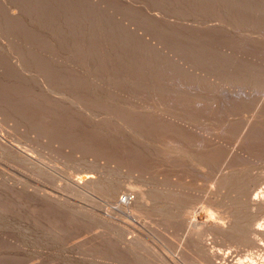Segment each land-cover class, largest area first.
Masks as SVG:
<instances>
[{"label": "rangeland", "instance_id": "374dc122", "mask_svg": "<svg viewBox=\"0 0 264 264\" xmlns=\"http://www.w3.org/2000/svg\"><path fill=\"white\" fill-rule=\"evenodd\" d=\"M263 73L264 0H0V264H201L200 209L218 260L264 263L235 226L264 187Z\"/></svg>", "mask_w": 264, "mask_h": 264}, {"label": "bare ground", "instance_id": "6f19581e", "mask_svg": "<svg viewBox=\"0 0 264 264\" xmlns=\"http://www.w3.org/2000/svg\"><path fill=\"white\" fill-rule=\"evenodd\" d=\"M215 27H217V26H215ZM262 40H263V38H262ZM264 74V73H263ZM252 89V88H251ZM263 100H264V98H263ZM170 118V117H169ZM173 127H176V126H173ZM168 128V127H167ZM174 129H176V128H174ZM168 131H170V130H168ZM174 132V131H173ZM173 134V133H172ZM172 138V137H171ZM169 139V138H168ZM175 139V138H174ZM173 140V139H172ZM174 144H175V142H174ZM178 144V143H177ZM167 145V144H166ZM170 145H171V143H170ZM179 147V146H178ZM14 148H16V147H14ZM169 148H171V146L169 147ZM166 149V148H165ZM175 149V148H174ZM174 149H172L173 151H174ZM177 149V148H176ZM178 150V152H181V151H179V149H177ZM177 150H175V151H177ZM180 150H181V148H180ZM184 150V149H183ZM172 151V152H173ZM174 151V152H175ZM169 152H171L170 151V149H169ZM168 152V153H169ZM173 152V153H174ZM24 153V152H23ZM177 154V153H176ZM25 155V154H24ZM23 155V156H24ZM168 155V154H167ZM179 155V154H178ZM22 156V155H21ZM170 156H172L171 158L172 159H174L173 158V155L171 154ZM170 156H169V158H170ZM180 156V155H179ZM170 158V159H171ZM176 158V157H175ZM166 159V158H165ZM168 159V158H167ZM179 159V158H178ZM169 161V160H168ZM173 161V160H172ZM174 163H175V160L173 161ZM179 162H180V159H179ZM184 162V161H183ZM166 163H167V161H166ZM171 163V162H170ZM168 164L169 166H171V164ZM181 163H182V160H181ZM181 163H179V165L181 164ZM185 163V162H184ZM183 165V164H182ZM182 165H180V166H182ZM188 165V164H187ZM167 166V165H166ZM174 166H176V165H174ZM177 167V166H176ZM175 167V168H176ZM167 168H168V166H167ZM188 168V167H187ZM172 169H174L173 167L171 168V170ZM177 169V168H176ZM176 169H174L173 171H175ZM179 169H181V167H179ZM179 169H177V170H179ZM183 169H184V166H183ZM222 169H224V168H222ZM171 170H168L169 172H173V171H171ZM182 170V169H181ZM193 170V169H192ZM180 171V170H179ZM178 171V172H179ZM189 171V170H188ZM168 172V173H169ZM177 172V171H176ZM191 173H192V171H190ZM221 172H222V170H221ZM175 173V172H174ZM252 173V172H251ZM254 173V172H253ZM173 174V173H172ZM171 174V175H172ZM177 174V173H176ZM176 174H173L172 176H175ZM178 174H180V173H178ZM177 174V175H178ZM189 174V173H188ZM220 174V173H219ZM249 174V173H248ZM192 175V174H191ZM195 175V174H194ZM214 175V174H213ZM230 175H228V174H225V172H223V174H221L220 176H219V179H220V177H222V180L223 179H225V178H227V177H229ZM250 176V175H249ZM176 177V176H175ZM178 177H179V175H178ZM178 177H177V179H178ZM258 177V176H257ZM89 178V177H88ZM196 178V177H195ZM211 178V177H210ZM230 178V177H229ZM254 178H255V176H254ZM189 179V178H188ZM80 180V179H79ZM173 180H175V178L173 179ZM192 180V179H191ZM206 180V179H205ZM205 180H203V181H205ZM230 180V179H229ZM240 180H243V178L242 179H240ZM239 180V182L241 183V184H243L242 183V181H240ZM262 180V179H261ZM260 180V181H261ZM175 181H177V180H175ZM174 181V183L173 184H175L176 182ZM179 181V180H178ZM181 181V180H180ZM193 181V180H192ZM207 181V180H206ZM210 181V180H209ZM218 181V180H217ZM238 181V180H237ZM236 181V182H237ZM245 181V180H244ZM263 181V180H262ZM75 182V181H74ZM83 182V181H82ZM173 182V181H172ZM238 182V183H239ZM253 181H251V183H252ZM215 182H213V184L212 185H215L214 184ZM238 183H236V184H238ZM239 183V185H241ZM259 183V182H258ZM258 183H256V181L254 182V184H253V186L251 187V189L247 192V190H245L243 187H245V185H243V186H240V187H238L239 185H237V187L238 188H240L241 189V191H242V193L244 192H247V195H246V206L244 207V208H248L249 210H250V213L248 214V215H246V217H241V215H245L244 213H242V211L240 212V214L241 215H239V214H237V215H239V217L240 218H238V216L236 215V217H237V219H236V221H235V226H236V229L238 230L237 232H239L241 235H243V236H247L248 238H250V240L252 239L253 241H263V239H264V225H262V224H259L258 222H257V220L258 219H256L255 218V215L254 214H257V212H260L261 210H264V187L262 186V185H258ZM261 183V182H260ZM259 183V184H260ZM192 184V183H191ZM204 184V183H203ZM218 184V183H217ZM234 184H235V182H234ZM234 184L232 185V187H233V191H234V187L236 186H234ZM247 184V183H246ZM75 185H77V186H80L81 185V181H77L76 180V182H75ZM133 185V184H132ZM195 185V184H194ZM212 185H211V187H212ZM251 185V184H250ZM81 186H83V185H81ZM127 186V185H126ZM125 186V187H126ZM175 186H176V184H175ZM179 186H182V185H178V187ZM204 186V185H203ZM216 187L218 186V185H215ZM257 186H259V190H258V187ZM132 187V186H131ZM138 187V186H137ZM137 187H135V188H137ZM167 187V186H166ZM169 187V186H168ZM215 187V188H216ZM152 188V187H151ZM172 188H173V186H172ZM182 188V187H181ZM181 188H180V191H182V193H183V191L185 190H181ZM184 188V187H183ZM182 188V189H183ZM187 188V187H186ZM212 188H214V187H212ZM238 188H236V190L238 189ZM128 189V188H127ZM153 189V188H152ZM240 189H238L237 190V193H238V191L239 192H241L240 191ZM137 190V189H136ZM135 190V191H136ZM142 190V189H141ZM173 190V189H172ZM178 190H179V188H178ZM188 190V189H187ZM191 190V189H190ZM188 191V192H191V191ZM208 190V189H207ZM218 190H221V189H218ZM227 190V189H226ZM225 189H224V191H226ZM130 191V190H129ZM132 191V190H131ZM140 191V190H139ZM161 191H163V190H161ZM170 191V190H169ZM198 191V190H197ZM206 191V190H205ZM211 191H213L214 193H215V191L216 190H210L209 192H211ZM223 191V190H222ZM221 191V192H222ZM232 191V188H231V191L230 192H225L224 194H226V193H231V192H233ZM138 192V191H137ZM142 192H143V190H142ZM199 192H201V191H199ZM204 192V191H203ZM208 192V193H209ZM141 193V192H140ZM154 193V192H153ZM157 193V192H156ZM165 193H166V191H165ZM172 193H174V192H172ZM184 193H186L187 194V196L189 195V196H191L190 194H188L187 193V191L186 192H184ZM184 193H183V195H184ZM206 193V192H205ZM234 193H236V192H234ZM233 193V194H234ZM119 194H121V193H119ZM128 194V193H127ZM138 194V193H137ZM152 194V193H151ZM170 194V193H169ZM197 194V193H196ZM210 194V195H209ZM209 194H207V195H209V197L211 196V193H209ZM219 194V193H218ZM218 194H217V192H216V194L215 195H217L216 196V200H217V197H218ZM221 194H223V192L221 193ZM224 194H223V196H224ZM227 194V197L229 196V197H231L232 198V200H231V198H228V199H230L231 201H230V203H233V194L231 193V194H229L228 195ZM239 194H241V193H238V196H240ZM163 195V194H162ZM166 195H168V194H166ZM178 197L180 198V196H181V194H179L178 193ZM231 195V196H230ZM234 195H237V194H234ZM243 194H241V196H242ZM245 195V194H244ZM115 198H116V196H119L118 194H116L115 193ZM160 196V195H159ZM158 196V197H159ZM175 196V195H174ZM172 197L171 196V198H175V197ZM194 196V195H193ZM197 195H195V197H196ZM219 196H220V194H219ZM240 196V197H241ZM138 197V196H137ZM136 197V198H137ZM162 197V196H161ZM170 197V196H169ZM176 197H177V194H176ZM182 197V196H181ZM184 197V196H183ZM222 197V196H221ZM225 197V196H224ZM226 197V198H227ZM118 198V197H117ZM157 198V197H156ZM165 198H167V196L166 197H164V199ZM171 198H170V200H171ZM187 198V197H186ZM204 198V197H203ZM226 198H223V199H226ZM238 198V197H237ZM237 198H236V200H237ZM242 198V197H241ZM241 198L239 199L238 198V200H237V203H236V201H235V203H236V205H238V203L240 202V200H241ZM139 199V198H138ZM142 199V198H141ZM140 199V200H141ZM182 199V198H181ZM194 199V198H193ZM200 199V198H199ZM211 199H213L212 197H211ZM215 199L213 200L214 202H215ZM220 199V198H219ZM223 199H220V201L219 202H221V200H223ZM243 200H244V196H243V198H242ZM135 200H137V199H135V197H133V196H131L130 194L128 195V196H126L124 199L123 198H118L117 199V202L115 203L116 204V206L114 207L115 209H116V214H117V217L119 218V220H120V222H121V224H122V222L123 223H127V224H129L131 227H133V228H135V231L133 230V234H132V236L133 237H131V238H129V239H127L126 240V244L129 246V245H136V243H137V245L138 244H140V243H144L145 242V237H144V233H143V231H141V229L139 228V226H142V227H144L143 226V224L141 223V216L139 217L133 210H127L126 208H127V206L129 205V204H134L135 203ZM182 200H184V199H182ZM188 200V199H187ZM192 200V199H191ZM203 200V199H202ZM210 200V199H209ZM235 200V199H234ZM176 201H177V198H176ZM186 201V200H185ZM197 201V200H196ZM204 201V200H203ZM239 201V202H238ZM242 201V200H241ZM245 201V200H244ZM178 202V201H177ZM180 203H181V200L179 201ZM188 202V201H187ZM199 202V201H198ZM200 202H201V200H200ZM209 202V201H208ZM206 203V204H209V203ZM211 202H212V200H211ZM223 202H224V200H223ZM222 202V203H223ZM226 202H227V200H226ZM184 203V202H183ZM225 203V202H224ZM223 203V205H225ZM234 203V204H235ZM242 204H243V202H241ZM171 204H172V202H171ZM174 204H176V203H174ZM200 204V203H199ZM213 204V203H212ZM215 204H216V202H215ZM217 206H219L220 205V203H218V200H217ZM229 204V203H228ZM227 204V205H228ZM234 204L232 205V207L234 206ZM240 204V203H239ZM241 204V205H242ZM183 205V204H182ZM182 205H180V207L181 208H177L178 209V211H179V209H180V211L183 209V208H185V207H183ZM188 205V204H187ZM201 205V204H200ZM210 205H211V203H210ZM209 205V206H210ZM222 204H221V206H223ZM230 205V204H229ZM244 205H245V203H244ZM136 206V205H135ZM169 206V205H168ZM172 206V205H171ZM175 206H177V207H179V203H177ZM193 206V205H192ZM205 206V205H204ZM208 205H206L205 207H207ZM220 206V207H221ZM134 207V206H133ZM132 207V209H135V208H133ZM183 207V208H182ZM194 207V206H193ZM197 207V206H196ZM195 207V209H197ZM211 207H213L212 205L209 207V208H211ZM224 207H229V206H224ZM238 207H240V206H238ZM204 208V207H203ZM217 208V207H216ZM219 208V207H218ZM226 208H224V209H226ZM229 208H231V205H230V207ZM234 208V207H233ZM232 208V209H233ZM241 208H243V207H241ZM137 209V208H136ZM187 209V208H186ZM212 209V208H211ZM214 209H215V207H214ZM223 209V208H222ZM221 209V210H222ZM238 210L236 207L234 208V210L232 211V212H234V214L235 213H239V210L238 211H236V210ZM247 209V210H248ZM201 210V209H200ZM200 210H197V212L195 213L194 212V216H193V219H192V222L189 224V225H187V227H186V224H185V230H186V233H187V235L184 237V239H186L187 237L189 238V239H191V242H192V244H193V247H194V249L197 251V253H199L200 255H199V257H200V263L201 264H255L254 262L253 263H251L252 261H248V262H241V260H237V261H235V256H232V254L230 253V252H222L221 254V258H220V260H218L219 259V257H218V253L216 252V251H214L213 250V247L210 245V242L209 241H211V235L213 234V228L212 227H210V226H206V225H204V222H202L201 221V223L200 224H198V226H197V228L196 229H193L192 228V225H193V223H194V221L196 220V219H200L201 220V217L205 214L204 212H202V211H200ZM209 210V209H208ZM220 210V211H221ZM229 209L227 208V211H228ZM247 210H245V211H247ZM173 210L171 209V211H170V213L172 212ZM176 211V210H175ZM179 211V212H180ZM186 211V210H185ZM184 211V212H185ZM187 211H189V208H188V210ZM210 211V210H209ZM224 211H226V210H224ZM226 211V212H227ZM236 211V212H235ZM182 212V211H181ZM205 212H208V211H205ZM228 212H230V214H232V212H231V210L230 211H228ZM172 213H176L177 215L179 214L178 212H172ZM171 213V214H172ZM224 213V212H223ZM222 213V214H223ZM106 214V216H109L110 214H111V209H107V212L105 213ZM181 214V213H180ZM229 214V213H228ZM234 214H232L233 216L232 217H234ZM259 214V213H258ZM257 214V215H258ZM264 214V213H263ZM174 215V214H173ZM176 215V216H177ZM225 215H227V213L225 214ZM257 215H256V217H257ZM179 216V215H178ZM230 216V215H229ZM180 217V216H179ZM187 217V216H186ZM190 217V216H189ZM226 217V216H225ZM178 218V217H177ZM230 218V217H229ZM258 218H259V216H258ZM176 219V218H175ZM180 219V223H181V218H179ZM260 219V218H259ZM186 220V219H185ZM189 220V219H188ZM235 220V218H233V221ZM177 221V223H178V220H176ZM232 221V220H231ZM232 221V222H233ZM229 220L227 221V224H230L231 222H229ZM176 223V222H175ZM176 223V224H177ZM186 223H187V221H186ZM181 224H183V223H181ZM124 224H122V226H123ZM180 225V224H179ZM179 225H178V227H179ZM231 225H233L232 223H231ZM231 225H229V226H231ZM180 226H183V225H180ZM234 226V225H233ZM234 226V227H235ZM124 227H126V225L124 226ZM121 228H123V227H121ZM127 229H128V226L126 227ZM130 228V227H129ZM132 228V229H133ZM131 229V228H130ZM180 229H181V227H180ZM127 231V230H126ZM128 231H130L129 233H132L131 231L132 230H129L128 229ZM127 231V232H128ZM181 231V230H180ZM180 231H178V232H180ZM182 231H183V229H182ZM181 231V232H182ZM124 232V231H123ZM185 232V231H184ZM128 233V234H129ZM238 233V234H239ZM122 234V233H121ZM127 234V233H126ZM184 234V233H183ZM183 234H181L182 236H183ZM185 235V234H184ZM240 235V236H241ZM124 237V236H123ZM129 237V236H128ZM247 237H244V239H246ZM123 239V238H122ZM124 241V240H123ZM248 241V240H247ZM253 241L251 242V243H253ZM249 242V241H248ZM129 243V244H128ZM182 243V242H181ZM255 243H257V242H255ZM260 243V242H259ZM262 243V242H261ZM121 244V243H120ZM123 245H124V243H123ZM131 245V246H132ZM257 245V244H256ZM125 246V245H124ZM123 247V246H122ZM127 249H129L128 247H126ZM126 248H125V250H126ZM131 248V247H130ZM156 252V251H155ZM219 252V251H218ZM157 253V255H159V256H161V254L160 253H158V252H156ZM162 253H164L163 255H166V252H164V251H162ZM220 255V254H219ZM218 260V261H217ZM263 263V262H262ZM261 263V264H262ZM168 264H176L173 260H172V258H169V263ZM264 264V263H263Z\"/></svg>", "mask_w": 264, "mask_h": 264}]
</instances>
